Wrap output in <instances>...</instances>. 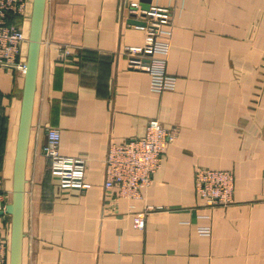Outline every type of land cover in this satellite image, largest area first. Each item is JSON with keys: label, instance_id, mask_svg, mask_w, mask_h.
Returning <instances> with one entry per match:
<instances>
[{"label": "crops", "instance_id": "1", "mask_svg": "<svg viewBox=\"0 0 264 264\" xmlns=\"http://www.w3.org/2000/svg\"><path fill=\"white\" fill-rule=\"evenodd\" d=\"M26 1L27 17L15 23L29 37ZM132 4L141 8V0H46L22 264H264V0H151L173 16L166 72L177 83L162 93L128 66L127 50L146 40ZM24 82L0 67V212L13 197ZM151 120L177 126L176 142L141 199H107L110 145L143 137ZM47 128L60 132L63 156L86 159V190L59 189L43 153ZM198 168L231 172L234 202L206 205ZM11 225L0 215L9 248Z\"/></svg>", "mask_w": 264, "mask_h": 264}, {"label": "built area", "instance_id": "2", "mask_svg": "<svg viewBox=\"0 0 264 264\" xmlns=\"http://www.w3.org/2000/svg\"><path fill=\"white\" fill-rule=\"evenodd\" d=\"M26 14V0H0V67L17 70L23 75L27 61L24 50L29 37L23 24L10 22L9 17L25 19ZM132 14L144 23L136 27L145 31L146 40L144 46L127 50L128 66L150 74L153 92L175 90L176 79L166 72L174 32L171 10L151 7L149 11H143L139 4H132ZM178 134L177 126H165L158 120H151L143 137L111 144L105 160V197L112 201L141 199L142 191L152 184L165 152L176 142ZM60 142V132L47 128L43 153L49 160L51 175L58 180L60 190H86V159L63 156L59 151ZM2 182L0 174V188ZM234 185L235 178L231 172L206 168H198L195 172V190L206 205L225 207L232 204ZM147 215L148 212H142L134 217L135 228H145ZM9 256L8 244L0 239V264H9Z\"/></svg>", "mask_w": 264, "mask_h": 264}, {"label": "water", "instance_id": "3", "mask_svg": "<svg viewBox=\"0 0 264 264\" xmlns=\"http://www.w3.org/2000/svg\"><path fill=\"white\" fill-rule=\"evenodd\" d=\"M45 4L46 0H33L24 92L14 164L13 197L11 204L7 205L5 209L0 212V215L9 214L12 217L9 264H22L26 163L44 24ZM141 9L143 11H149L151 9V0H141ZM132 23L136 26L144 25V23L140 21Z\"/></svg>", "mask_w": 264, "mask_h": 264}, {"label": "trees", "instance_id": "4", "mask_svg": "<svg viewBox=\"0 0 264 264\" xmlns=\"http://www.w3.org/2000/svg\"><path fill=\"white\" fill-rule=\"evenodd\" d=\"M19 19H21V17H18V16H10V17H9V21H10V22H17V21H20Z\"/></svg>", "mask_w": 264, "mask_h": 264}, {"label": "rangeland", "instance_id": "5", "mask_svg": "<svg viewBox=\"0 0 264 264\" xmlns=\"http://www.w3.org/2000/svg\"><path fill=\"white\" fill-rule=\"evenodd\" d=\"M130 139H132V138H130ZM130 139H128V140H130ZM128 140H126V141H128ZM126 141H125V142H126ZM67 157H68V156H67ZM74 158H75V157H74ZM49 172H50V171H49ZM50 174H51V173H50ZM0 239H1V238H0ZM9 258H10V257H9Z\"/></svg>", "mask_w": 264, "mask_h": 264}, {"label": "bare ground", "instance_id": "6", "mask_svg": "<svg viewBox=\"0 0 264 264\" xmlns=\"http://www.w3.org/2000/svg\"><path fill=\"white\" fill-rule=\"evenodd\" d=\"M31 7H32V6H31ZM31 7H30V8H31ZM31 9H32V8H31ZM28 19H29V18H28ZM30 19H31V18H30ZM27 23H28V22H27Z\"/></svg>", "mask_w": 264, "mask_h": 264}]
</instances>
